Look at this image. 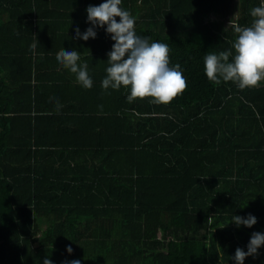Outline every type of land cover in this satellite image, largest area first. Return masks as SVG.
<instances>
[{
    "label": "trees",
    "instance_id": "16d2710c",
    "mask_svg": "<svg viewBox=\"0 0 264 264\" xmlns=\"http://www.w3.org/2000/svg\"><path fill=\"white\" fill-rule=\"evenodd\" d=\"M263 1L121 0L138 36L168 45L187 87L157 105L129 103L121 86L116 110L94 111L43 107L37 63L62 48L99 53L90 77L102 88L107 25L85 41L64 33L74 17L55 5L75 0H0V264H236L264 233V81L214 85L204 58L232 49V23L251 26ZM249 214L251 227L230 219ZM257 252L243 264H264Z\"/></svg>",
    "mask_w": 264,
    "mask_h": 264
},
{
    "label": "clouds",
    "instance_id": "9594fccd",
    "mask_svg": "<svg viewBox=\"0 0 264 264\" xmlns=\"http://www.w3.org/2000/svg\"><path fill=\"white\" fill-rule=\"evenodd\" d=\"M120 5L121 0H104L98 6L89 5L86 9L87 20L93 27H88L83 33L77 27L74 38L85 41L95 38L94 27L107 25L105 31L111 34L114 43L107 54L109 66L106 68V77L101 82L102 88L119 90L123 86L129 89V103L151 97V103L168 104L187 87L181 67L179 64L169 66L170 50L167 44L158 41L149 43V38L136 34L135 18ZM251 15L254 20L249 27L232 23L231 27L237 34L232 49L205 56V74L214 85L231 81L243 90L257 87L264 81V4L253 8ZM116 17H119V22ZM31 47L34 49L36 44ZM80 59L76 50L62 48L56 54L57 62L75 74L76 82L85 89H91L93 80L88 73V63L80 64ZM56 103L59 110L61 105L59 101ZM230 219L237 226L243 224L251 227L257 222L256 217L251 214L247 218L232 216ZM261 245H264V233L253 232L247 251L239 247L235 250L233 259L236 264H243L247 256L257 255ZM67 251L72 252V248L69 246ZM43 264H52V261L45 258ZM70 264H80V261L73 260Z\"/></svg>",
    "mask_w": 264,
    "mask_h": 264
},
{
    "label": "crops",
    "instance_id": "0c3cea01",
    "mask_svg": "<svg viewBox=\"0 0 264 264\" xmlns=\"http://www.w3.org/2000/svg\"><path fill=\"white\" fill-rule=\"evenodd\" d=\"M76 2L72 5L55 4L58 6L57 10L63 9L69 13L74 19L69 21L70 29L64 30V33L70 34L75 37V29L78 27L80 32L83 31L88 26L89 21L87 19H81L82 12H87L86 9L89 5L98 6L99 3L95 0H75ZM82 14V15H81ZM67 22V21H65ZM68 23V22H67ZM99 29L97 28V34H99ZM95 31V32H96ZM105 39H108L106 35ZM107 54V53H106ZM81 59L78 63L82 64L84 62L88 63V73L91 77L99 76L101 72L99 67L102 64L103 55H84L79 54ZM37 75L43 79V82H38L44 86V89L39 92L38 97L40 98V104L45 107L55 106L57 107V101L63 107L66 105H71L74 108L84 107L111 110L112 108L116 110L119 106L121 99L120 89H109V94L100 85L92 86L91 89H85L80 84L76 82L75 74L71 73L69 70L64 69L56 60V58L42 59L37 63ZM102 76H106V70ZM34 83V81H33ZM74 97V99H73ZM70 102V104H68ZM101 111V110H100ZM106 111V110H105ZM84 221V220H83ZM45 223H40V230L45 228ZM41 231L38 233L40 235Z\"/></svg>",
    "mask_w": 264,
    "mask_h": 264
},
{
    "label": "rangeland",
    "instance_id": "374dc122",
    "mask_svg": "<svg viewBox=\"0 0 264 264\" xmlns=\"http://www.w3.org/2000/svg\"><path fill=\"white\" fill-rule=\"evenodd\" d=\"M263 3H264V1H263ZM231 15H233V12L230 14V17H231ZM217 17H218V16H217ZM215 18H216V15H214V14H213V15L211 14V15H209V16L207 17L208 20H215ZM37 236H39L38 233H37Z\"/></svg>",
    "mask_w": 264,
    "mask_h": 264
}]
</instances>
